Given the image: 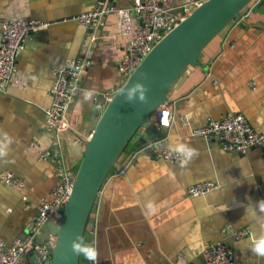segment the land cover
<instances>
[{
    "label": "crops",
    "instance_id": "1",
    "mask_svg": "<svg viewBox=\"0 0 264 264\" xmlns=\"http://www.w3.org/2000/svg\"><path fill=\"white\" fill-rule=\"evenodd\" d=\"M132 3L0 0V36L6 19L48 23L46 30L26 40L7 92H0V175L23 180L22 187L0 181V245L31 236L38 205L56 183L54 163L39 158L40 148L54 141L53 132L44 127L54 71L68 59L90 62L70 102V121L83 130L90 125L92 104L106 103L105 95L122 85L117 65L125 40H111L116 14L105 16L92 33L72 17L101 5L130 9ZM169 101L164 146L173 150L177 144L187 145L198 155L181 166V161L157 158L154 146L126 145L87 222L83 242L96 249V259L80 255L79 264H173L178 257L203 264L204 244L218 240L233 248L235 264H264L250 250L253 239L264 235V210L258 203L264 199V145L239 153L223 150L217 137L191 134L208 118L220 119L228 111L242 113L256 131L264 130V0H251L206 46L198 66L187 71ZM199 182H214L217 188L189 196L187 188ZM243 228L249 233L235 239L233 233ZM29 258L26 254L20 264H30Z\"/></svg>",
    "mask_w": 264,
    "mask_h": 264
},
{
    "label": "built area",
    "instance_id": "2",
    "mask_svg": "<svg viewBox=\"0 0 264 264\" xmlns=\"http://www.w3.org/2000/svg\"><path fill=\"white\" fill-rule=\"evenodd\" d=\"M207 0H133L130 9H116L111 6H100L94 10L81 13L75 17L80 25L91 28L97 25L103 15L114 13L117 16L111 40L123 38L124 53L120 57L117 68L122 84L141 63L152 47L164 34L169 32L178 22L186 18L195 8ZM179 9L178 14L172 10ZM48 23L33 18H11L1 22L0 36V92L6 93L8 82L17 72V60L26 45V40L46 30ZM115 46V45H114ZM90 66V62L72 58L54 71V79L50 88L51 103L44 110L45 124L48 131L74 130L73 122L68 117V108L74 92L79 87V76ZM112 95L106 94V102ZM170 100V97H169ZM167 101L153 114L152 120L158 126H168L171 114V103ZM193 136L210 140L217 137L223 150L245 153L252 146L264 145V130L256 131L248 119L240 112L228 111L222 118H208L203 126L191 130ZM36 140L32 141L35 145ZM157 158L169 162L182 161L184 157L165 146L155 147ZM41 160L54 163L56 183L49 198H43L37 215L31 224L29 237H18L8 247L0 245V264H20L23 257H29L33 251L39 253L41 264H49L55 236L49 235L42 243L38 240L43 225L50 217L60 218L59 207L63 206L70 194L75 172L64 167L58 141L54 139L49 147H41ZM0 181L15 187H22L23 180L11 175L1 174ZM217 188L214 182H199L187 188L191 197L208 193ZM27 196H22L25 201ZM249 233L243 228L233 237L239 239ZM203 264H235L233 248L224 240L206 242L202 248ZM173 264H188L178 257Z\"/></svg>",
    "mask_w": 264,
    "mask_h": 264
},
{
    "label": "water",
    "instance_id": "3",
    "mask_svg": "<svg viewBox=\"0 0 264 264\" xmlns=\"http://www.w3.org/2000/svg\"><path fill=\"white\" fill-rule=\"evenodd\" d=\"M250 1H205L156 42L109 101L97 100L92 104L93 116L86 130L74 127V130L53 132L64 167L76 171L69 197L58 209L60 218L50 217L38 235L41 243L49 235L55 236L49 264H79L80 255L72 251V241L78 236L84 239L99 190L109 173L117 169V160L125 146L140 143L139 148L144 149L166 144L168 129L155 124L153 114L182 85L187 71L198 66L200 54L206 46L239 18ZM179 11L172 10L174 14ZM104 19L105 15L100 22ZM100 28L101 25L95 42ZM88 32L92 33L93 27L88 28ZM141 73L146 77L141 78ZM138 79H142L148 88V102L138 100L139 92L136 100L126 102L127 88ZM71 107L72 104L68 108L69 119ZM38 257L39 253L33 251L30 264H41Z\"/></svg>",
    "mask_w": 264,
    "mask_h": 264
},
{
    "label": "clouds",
    "instance_id": "4",
    "mask_svg": "<svg viewBox=\"0 0 264 264\" xmlns=\"http://www.w3.org/2000/svg\"><path fill=\"white\" fill-rule=\"evenodd\" d=\"M146 74L141 73V78H145ZM137 92H139L138 100L142 103L148 102V88L142 82V79H138L131 87L127 88V93L125 95L126 102H133L137 99ZM177 153L181 154L184 159L181 161V166L187 165L194 156L198 155V152L187 145L177 144L173 149ZM261 205V209L264 210V199H261L258 202ZM261 227L264 228V223L261 224ZM72 251L76 255H83L89 260H95L97 256L96 249L90 245L84 244L83 240L78 236L72 241ZM253 254L257 257L264 258V235H261L259 239H253L251 249Z\"/></svg>",
    "mask_w": 264,
    "mask_h": 264
},
{
    "label": "rangeland",
    "instance_id": "5",
    "mask_svg": "<svg viewBox=\"0 0 264 264\" xmlns=\"http://www.w3.org/2000/svg\"><path fill=\"white\" fill-rule=\"evenodd\" d=\"M74 172L76 171V169L73 170Z\"/></svg>",
    "mask_w": 264,
    "mask_h": 264
},
{
    "label": "trees",
    "instance_id": "6",
    "mask_svg": "<svg viewBox=\"0 0 264 264\" xmlns=\"http://www.w3.org/2000/svg\"><path fill=\"white\" fill-rule=\"evenodd\" d=\"M127 145H129V143Z\"/></svg>",
    "mask_w": 264,
    "mask_h": 264
}]
</instances>
